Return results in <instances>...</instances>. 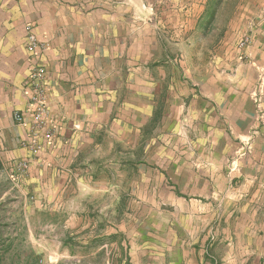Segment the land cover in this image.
<instances>
[{"label": "rangeland", "instance_id": "1", "mask_svg": "<svg viewBox=\"0 0 264 264\" xmlns=\"http://www.w3.org/2000/svg\"><path fill=\"white\" fill-rule=\"evenodd\" d=\"M115 8L99 94L130 108L71 181L0 161V264H264V0Z\"/></svg>", "mask_w": 264, "mask_h": 264}, {"label": "crops", "instance_id": "2", "mask_svg": "<svg viewBox=\"0 0 264 264\" xmlns=\"http://www.w3.org/2000/svg\"><path fill=\"white\" fill-rule=\"evenodd\" d=\"M120 2L129 0H0V161L28 162L35 174L42 170L62 174L63 183L71 181L78 175L77 162L91 152L102 125L112 114L116 118L130 108V95L99 94L100 50L107 49L98 42L100 37L114 41L120 32L124 40L125 29H116L114 23L120 19L115 8ZM28 26L49 45L43 61L49 117L56 126L52 142L39 133L37 141L47 146L36 154L29 146L32 128L26 111ZM15 113L24 115V123L14 121Z\"/></svg>", "mask_w": 264, "mask_h": 264}, {"label": "built area", "instance_id": "3", "mask_svg": "<svg viewBox=\"0 0 264 264\" xmlns=\"http://www.w3.org/2000/svg\"><path fill=\"white\" fill-rule=\"evenodd\" d=\"M25 46L29 55L28 62L30 64L29 76L26 84L27 113L31 117V142L29 146L32 150L38 151L41 146L37 141L39 133L43 132L47 141L53 138L52 131L55 133L56 126L49 117V109L47 103V95L49 91L48 72L43 58L48 50V42L40 39L28 26L26 29ZM14 121L24 123V115L22 113L14 114Z\"/></svg>", "mask_w": 264, "mask_h": 264}]
</instances>
